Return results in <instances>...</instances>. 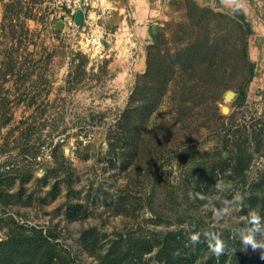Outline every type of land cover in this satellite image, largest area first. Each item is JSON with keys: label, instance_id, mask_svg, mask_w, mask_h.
<instances>
[{"label": "rangeland", "instance_id": "374dc122", "mask_svg": "<svg viewBox=\"0 0 264 264\" xmlns=\"http://www.w3.org/2000/svg\"><path fill=\"white\" fill-rule=\"evenodd\" d=\"M10 1L0 0V241L43 232L54 245L44 264H100L122 237L156 242L170 232L200 251L198 263L213 254L214 237L224 241L223 260L233 242L244 255L264 251L244 244L245 237L264 244V0H101L111 14L95 57L78 51L63 24L67 2L23 0L10 22L3 20ZM192 3V15L197 7L245 17L254 77L230 100L232 89L184 96L188 108L177 114L175 91L188 79L178 73L149 119L145 145L131 153L117 123L147 70L150 31L163 33L160 52L173 57L199 28L189 20ZM231 31L219 39L229 51L239 43ZM76 54L85 66L73 64ZM237 65L225 62L223 88L242 79ZM137 261L161 264L158 248Z\"/></svg>", "mask_w": 264, "mask_h": 264}, {"label": "trees", "instance_id": "16d2710c", "mask_svg": "<svg viewBox=\"0 0 264 264\" xmlns=\"http://www.w3.org/2000/svg\"><path fill=\"white\" fill-rule=\"evenodd\" d=\"M23 2V0H11L10 3H7L3 20L8 18L12 22L23 8L21 6ZM190 8L189 20L195 19V26L199 28L192 30L190 39L175 52L173 57H166L160 52L161 49L158 45L163 33L150 31L154 45L149 47L146 62L147 70L144 75H139L129 106L117 123V129L122 133V137L118 141L123 140L124 146L131 153L138 154L140 148L145 145L144 135L148 132L149 119L158 109L167 93L169 84L174 81L178 73L184 76V80L186 77L188 79L180 90L175 91L177 96L174 99V106L177 114H180V110L186 107L182 99L184 96L199 94L202 98L209 92L216 93L218 90L225 89H232L236 93L239 90L242 91L254 77L255 64L248 53V38L252 29L245 17L242 15L235 20L226 14L197 7L194 9L196 13L192 15L193 3L192 6L189 4V11ZM215 24L217 26L218 24H226L230 27V31L237 33L239 43L233 47L232 51L227 50L219 40L220 37L224 38L226 33H230L229 29L225 31V34H221L223 30L217 28ZM234 54L236 58H234ZM227 60L238 62L237 71H235L239 76L242 75V79L236 85L232 84L223 88L218 84V81L226 73L225 62ZM73 64L77 68H81L87 64V59L82 54H76ZM192 80H198L201 85H188L187 90L185 85ZM244 94L243 91L241 95ZM254 131L252 129L249 135H254ZM249 135L247 132V136ZM116 142L117 140L111 141L109 146L113 148ZM213 174L214 171L208 173L207 179L213 177ZM256 188L246 198L248 204L256 202L255 199L259 192L258 187ZM259 194H262L261 197L264 198L263 191ZM15 234L13 233L8 241H0V264H34L36 261L38 264H44L46 259H53L52 255V257L49 254L46 255L45 250L53 251L54 245L48 241V236H45L43 232H39L36 237H25L20 233L16 236ZM114 245L102 257L100 264H137L139 256L147 253L155 246L158 248L161 264H264V251L256 255H244L243 246L238 242L232 243L226 254V260L212 254L207 260L198 263L200 251L193 247H186L173 232L157 236L156 242L139 240L134 243L122 237L121 241L115 242ZM29 252L38 254V258L33 259L31 263L28 261L27 254Z\"/></svg>", "mask_w": 264, "mask_h": 264}, {"label": "built area", "instance_id": "2783aa9c", "mask_svg": "<svg viewBox=\"0 0 264 264\" xmlns=\"http://www.w3.org/2000/svg\"><path fill=\"white\" fill-rule=\"evenodd\" d=\"M69 7L68 14L64 17L63 24L72 31V37L78 51L93 57L101 55L105 50L104 41L108 33L103 21L111 14V9L105 7L101 0H63ZM97 9V10H96ZM81 10L83 20L76 22V13ZM128 29V26H126Z\"/></svg>", "mask_w": 264, "mask_h": 264}, {"label": "clouds", "instance_id": "9594fccd", "mask_svg": "<svg viewBox=\"0 0 264 264\" xmlns=\"http://www.w3.org/2000/svg\"><path fill=\"white\" fill-rule=\"evenodd\" d=\"M236 2H239V0H236ZM190 241L192 244H197L200 242V234L199 233H193L190 237H189ZM215 239V243H208V247L210 249V251L215 254L216 256H219L221 254H223L224 252V241L222 239H220L219 237H214ZM244 244L245 246H251L252 250L255 251L256 249H264V244H258L257 242L253 241L251 237H245L244 240Z\"/></svg>", "mask_w": 264, "mask_h": 264}, {"label": "water", "instance_id": "95a60500", "mask_svg": "<svg viewBox=\"0 0 264 264\" xmlns=\"http://www.w3.org/2000/svg\"><path fill=\"white\" fill-rule=\"evenodd\" d=\"M82 20H83V13H82L81 10H78L77 13H76V22H77V24H81L82 23ZM234 96H235V92L229 91V93L227 94V99L230 100ZM223 110H224L225 113L228 112V108L227 107H225Z\"/></svg>", "mask_w": 264, "mask_h": 264}, {"label": "crops", "instance_id": "0c3cea01", "mask_svg": "<svg viewBox=\"0 0 264 264\" xmlns=\"http://www.w3.org/2000/svg\"><path fill=\"white\" fill-rule=\"evenodd\" d=\"M115 3H116V4H120V3H121V1H120V0H117V1H115Z\"/></svg>", "mask_w": 264, "mask_h": 264}]
</instances>
